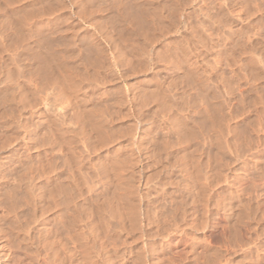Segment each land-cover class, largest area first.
<instances>
[{"label": "rangeland", "instance_id": "1", "mask_svg": "<svg viewBox=\"0 0 264 264\" xmlns=\"http://www.w3.org/2000/svg\"><path fill=\"white\" fill-rule=\"evenodd\" d=\"M134 1L129 0V2ZM140 1L141 8L147 12L142 17L139 16L140 20H137L140 25L142 22V27L137 22L135 24L127 20L105 23V14L108 11H114L111 8L101 11L104 15L100 13L103 16L101 19L99 13H96L97 16L95 14L93 17L86 15L87 18H90L89 20L87 18L85 20L84 14L81 13L83 18L76 13L71 14L69 18L64 19L63 17V21V14L60 13L59 17H56L55 23L54 20H50L49 15L44 16L45 18L42 20L36 14L33 18L34 22L30 25L25 22V27L23 24L16 23L19 16H14L18 14L14 11L12 13L11 8L9 9V6H6V2L0 0L1 46L6 38L28 37L29 35L30 38L27 39L26 46L29 43L32 47L31 37L36 36L32 28L36 30L42 23L46 32L52 31V36L60 34L61 29L64 32L66 23V26H70H67L68 29L64 33H70L76 37L78 32L79 35L75 38L79 42L74 40L77 45H72L74 51H70L71 53L61 46L63 56L75 67L71 70V73L68 68H62V70L51 67L49 69L50 74H58L57 77L61 81H58L59 84H55V86L58 85V88L55 87L57 91L55 88H47L46 94H41L40 97L37 95L40 101L38 97H35V94L34 96L31 93L33 84L38 80V75L33 74L34 77L25 76V78L17 74V66L10 60V51L0 49V64H2L0 69L4 67L5 75L3 76H6L7 81L15 82L14 85L17 84L15 94L16 97L18 96V99H15L17 102L15 101L13 110L8 112V117L7 113H3L6 103H0L2 106L4 105L3 107L0 106V112L2 113V115L0 113L2 123H0V137L3 138H0V140L6 142H4L6 145L2 144L1 148L3 150L0 148V162L8 161L7 158H11L9 167L5 168L4 165L0 167L2 168L0 169V239L4 243V253L0 252V264H135L139 261L136 259V256H138L136 253L138 252L140 256L145 258H141V261L136 264H204L201 260H206V264H209L208 261L212 262L210 264L215 262H217L215 264H264V0H218V2L217 0ZM117 2L125 3L123 5L128 4V0H117ZM108 3L109 1L104 3L106 7L109 5ZM123 5H121V8ZM12 6L15 7V5ZM69 12L73 13L72 9H69ZM154 14L157 16L155 17ZM48 17L49 19H47ZM96 18L103 20L99 21L100 24H97ZM95 19L96 25L90 21ZM44 20L45 22H43ZM57 21L59 24L55 25ZM52 25L54 26L52 27ZM29 26L32 30H29ZM59 26L63 27L59 28ZM71 26L75 29L77 27L81 29H77L79 31L76 30L77 32H75ZM138 26L143 28L144 31H138ZM50 27H52L51 30ZM54 28L57 30H54ZM84 29H87V31ZM70 30L72 31L70 32ZM84 37L86 38L84 39ZM92 37L95 41H99L97 43H101V48L105 54L104 59H101L100 62H95V64L91 62L93 65L88 60L90 59L89 56H86H91L93 52L91 46L84 45L85 41L81 42L83 39H92ZM191 42L193 45H191ZM85 44L87 43L85 42ZM42 46L44 47H41L40 51L43 54L47 49L45 45ZM33 49H36V47ZM83 57H86V59L84 60ZM64 71L65 73H62ZM12 72L13 74H11ZM59 74L64 75L59 76ZM68 75L72 78L67 79ZM69 81L76 82L72 90L71 87L74 84L71 83V87L67 86L70 83ZM64 84L65 87L70 89L65 88L67 90L64 91ZM76 86L79 87L76 88ZM60 87L64 92H61L62 95L59 94ZM53 92L60 95V97L58 98ZM151 92L152 96L148 98L147 96ZM165 93L168 94L167 97ZM64 95L65 98L61 99ZM171 97L177 101V104ZM54 98H56L57 104ZM48 99L51 100L48 101ZM90 100L91 102H89ZM160 100H163L165 108L160 104L158 105ZM64 106L65 108H63ZM77 107L79 108L78 111ZM82 108L86 109L83 110ZM180 108H183V111ZM80 113L82 115H79ZM61 114L64 116L62 120L60 119L62 118ZM5 116L6 118H4ZM13 118L15 120L18 118L16 121H19V123L10 122L8 126L3 124L7 119L9 121ZM76 118H78V121ZM199 118H203L204 123L201 122L202 125L197 122ZM140 119L144 132L139 131L138 125L136 127V123ZM54 120L57 126L54 125ZM210 126L212 129H210ZM62 128L65 132L62 131ZM8 132H10V135L12 134L11 136L8 135L10 138L6 137L9 134ZM138 136L142 140L140 139L141 142L136 145ZM153 137L158 140V144L165 142L167 149L171 150L172 154L175 153L176 157L169 155L171 158L166 159L163 147H154ZM131 138H134L135 144L130 143ZM8 141L9 143H7ZM84 143L86 147L90 145L86 148ZM122 156L127 157L129 160L122 158ZM179 156H184V158L181 157V159ZM21 158L26 159V161L30 158L32 162L30 160L28 162L30 165L32 164L31 167H34V169L32 168L33 173L39 172L38 191L41 192L34 198L31 205L22 202L11 208L5 197H3V192L5 191L4 188H7L12 181L11 177L18 171L20 165L18 163H20ZM120 159L125 160L127 166L122 163H119L118 166L117 162ZM106 162L109 165H106ZM197 162L200 163L203 170V176L199 180H197L198 176L196 175L199 174L200 165L197 168ZM49 164L51 166H48ZM172 167L176 169L173 170ZM40 170L46 172V175ZM105 170L107 171L105 172ZM115 172H122L124 175L133 177L134 186L136 187V201L137 197L139 200L143 197L142 195L147 197L135 202V205H137V209L135 206L136 212L141 217L140 229L137 228L136 230L130 225L131 220L127 216L132 207L129 205L126 191L118 187V182H116L114 176ZM181 174H187L190 194H193L191 199H194L196 203L197 201L201 202L199 201L201 199L200 184L205 187L204 192H207V194L203 193L204 204L200 203L201 206L197 203L198 206L195 204V209L198 207L197 210L192 208L189 210L190 221H193L192 225L194 226L188 229L187 233H181V236L180 232L171 233V237L167 238V241L154 239V248H146V245L145 251L143 248V242L146 238L143 236L145 220L142 219L145 205L147 204L148 210L151 211L150 214H154L155 217L156 214L162 211L166 212L162 209L170 208L173 203L171 200L181 198L182 186L179 185V180L177 181ZM66 176L67 178H65ZM71 177L74 179L76 194H79L77 195L78 199H76L77 196L75 198L78 205L76 213L74 212V216H77L73 220L75 224L72 223L71 214L65 206L51 204L50 207L45 208L47 194H42L43 199L40 195L45 193V189H52L57 182L68 184L66 182H69ZM211 177L212 179H210ZM46 178L49 179L46 180ZM54 180L57 182L54 183ZM170 181H174L173 184ZM213 182L216 184H213ZM185 191L187 190L184 189ZM105 196L110 197H107L110 203L105 202L107 200L104 199ZM97 198L98 200H95ZM237 202L240 204H237ZM109 204L112 205L111 208L115 209V213L120 214V218L122 217L125 231L120 230L121 232L118 231L119 234L111 227L112 223L108 222L109 216L106 215L108 212L110 213L107 210ZM128 208L130 209L128 210ZM120 210L121 212H119ZM192 211L196 212L193 214ZM201 211L204 212L205 216L203 217H206L205 219L199 217ZM105 213L106 215H104ZM204 214L202 213V215ZM198 218L204 222L202 225L198 224L200 220L197 223ZM195 223L198 225L196 226ZM154 224L151 225L153 229ZM91 233L96 237V241H94L95 239H93ZM91 237L96 242V246L92 245ZM140 251L147 256H144Z\"/></svg>", "mask_w": 264, "mask_h": 264}, {"label": "bare ground", "instance_id": "2", "mask_svg": "<svg viewBox=\"0 0 264 264\" xmlns=\"http://www.w3.org/2000/svg\"><path fill=\"white\" fill-rule=\"evenodd\" d=\"M107 1H109V5L106 7L105 6V4L104 3H106ZM122 1V0H121ZM132 1H134V0H132ZM145 1V0H144ZM172 1V0H171ZM187 1H189V0H187ZM3 2L5 3L6 2V6H9V9L11 8V11H12V13H13V11H14V13H17L18 15H15L14 17H16V16H19V18H18V20L16 21V23L18 22L20 25L21 24H23L24 25V23L26 22H28L29 23V25L31 24V23H33L34 21H33V18H34V16L36 15V14H38V16H40L41 18H42V20L46 17V15H49V17H51V21L52 20H54V23L56 22V17L58 16L59 17V15H60V13H62L63 14V16H62V19H63V17H64V19L65 18H69V17H71V14H76V13H78V16L80 17H83L82 15L84 14L85 15V20H86V18H87V16H89V17H93V15H95L96 13L98 14L99 13V15H101L102 13H101V11L102 10H108V9H113L114 11H108V13L107 14H105V18L104 19H106L105 21V23H108V22H110V23H116V22H118V21H132V22H137V24H139L138 23V19H139V16L140 17H142L143 16V14H146L147 12L145 11V10H143L142 8H141V1L140 0H136V1H134V2H129V0H128V4L127 5H123V4H125V3H123V4H121V2L120 3H118L117 2V0L115 1V0H3ZM125 2V1H124ZM149 2V1H148ZM174 2V1H173ZM197 2V1H196ZM217 2H218V0H217ZM170 3H172V2H170ZM186 3H189V2H186ZM186 3H184V4H186ZM211 3V2H210ZM3 4V3H2ZM123 5L122 6V8H121V5ZM144 4V3H143ZM146 4V3H145ZM183 4V3H182ZM12 5H15V7H13ZM17 5V6H16ZM105 6V8H104V6ZM195 5V4H194ZM155 6V5H154ZM182 6V5H181ZM240 6V5H239ZM4 8H5V6H4ZM84 8V9H83ZM147 8V7H146ZM145 8V9H146ZM152 8V7H151ZM217 8V7H216ZM220 8V7H219ZM69 9H72V11H73V13L71 12H69ZM148 9H149V7H148ZM158 9V8H157ZM255 9V8H254ZM155 10V9H154ZM191 10V9H190ZM213 10V9H212ZM10 11V12H11ZM61 11V12H60ZM176 11V10H175ZM262 11V10H261ZM57 12V13H56ZM59 12V13H58ZM105 12V11H104ZM107 12V11H106ZM149 12V11H148ZM152 12V11H151ZM184 12V11H183ZM191 12V11H190ZM255 12V11H254ZM257 12V11H256ZM81 13H82V15H81ZM101 13V14H100ZM158 13V12H157ZM97 14H96V16H97ZM142 14V15H141ZM195 14V13H194ZM252 14H253V12H252ZM87 15V16H86ZM98 15V16H99ZM101 15V17H100V19L101 18H103V16ZM151 15V14H150ZM155 15V14H154ZM153 15V16H154ZM174 15H175V12H174ZM182 15H183V13H182ZM45 16V17H44ZM152 16V17H153ZM157 15H155V17H156ZM197 16V15H196ZM220 16V15H219ZM49 17L47 18V19H49ZM95 17V16H94ZM146 17V16H145ZM162 17V16H161ZM203 17V16H202ZM201 17V18H202ZM227 17V16H226ZM84 18V17H83ZM98 18V17H97ZM96 18V19H97ZM154 18V17H153ZM222 18V17H221ZM232 18V17H231ZM61 19V18H60ZM64 19H63V21H64ZM88 20L90 19V18H87ZM96 19L93 21V20H90L91 21V23L92 24H95V21H96ZM100 19H97V24L99 23V21H102V20H100ZM145 19H147V18H145ZM157 19V18H156ZM196 19H198V18H196ZM206 19V18H205ZM205 19H202V20H205ZM57 20H59V19H57ZM80 20L82 21V19L80 18ZM87 20V21H88ZM140 20V19H139ZM142 20V19H141ZM144 20V19H143ZM67 21V20H66ZM65 21V22H66ZM79 21V20H78ZM147 21H149V20H147ZM39 22H41V21H39ZM43 22H45V20L43 21ZM49 22V21H48ZM65 22H64V24H65ZM77 22V21H76ZM75 22V23H76ZM139 22H141V21H139ZM144 22V21H143ZM162 22V21H161ZM2 23V22H1ZM17 23V24H18ZM27 23V24H28ZM47 23V22H46ZM46 23H44V24H46ZM53 23V22H52ZM69 23V22H68ZM72 23H73V21H72ZM71 23V24H72ZM90 23V22H89ZM155 23V22H154ZM157 23V22H156ZM219 23V22H218ZM43 24V23H42ZM41 24V26H39L38 28H36V30H34V28H32L31 29V27L29 26V30L31 29L33 32H34V34L37 36H35V37H31V39H32V47H30V45H29V43L27 44V46H26V43H27V39L28 38H30L29 37V33L27 34L28 35V37H25V36H23V37H9V38H6L5 40V42H3L2 43V46H1V44H0V49H3V51L4 50H8V51H10V60H11V62L13 63V64H16V73L17 74H19L20 76H27V77H29V78H31L32 76H33V74H37L38 75V80H37V82L36 83H32L33 84V86H32V94L35 96V97H38L37 95H39V97L41 96V94H46V89L47 88H51V89H53V88H55V87H57L58 85H56L55 86V84H59L58 83V81H61V79L59 78V77H57L58 76V74H56V73H52V74H50V68L52 67H57V69H62V68H68V71L70 70V73H71V70L75 67V66H73L72 64H70V61H67V59L65 58V56H63V52H62V49L64 48L66 51H74V49L72 50V48H74V47H72V45L73 46H75L74 44H76L77 45V42H79V41H77L75 38H77V36H79L77 33V31H79V30H77V29H81V28H79V27H77V29H75L73 26H71V27H73L74 28V30H75V32H77L76 33V37L74 36V35H72V34H70V33H64L68 28H67V26L69 27L70 25H67L66 26V24H65V26L64 27H66L64 30V32L63 31H61L60 30V32L61 33H64V34H61L60 32V34H58L57 36H52L53 34L49 31H45L46 29L45 28H43L44 26ZM49 24V23H48ZM57 24H59L58 23V21H57V23L55 24V25H57ZM100 24V23H99ZM136 24V23H135ZM230 24V23H229ZM3 25V24H2ZM26 25V24H25ZM24 25V26H25ZM35 25V24H34ZM51 25V24H50ZM49 25V26H50ZM76 25H78V24H76ZM76 25H75V27H76ZM80 25V24H79ZM96 25V24H95ZM114 25V24H113ZM140 25V24H139ZM141 25H142V22H141ZM140 25V26H141ZM175 25V24H174ZM33 26V25H32ZM54 25H52V27H53ZM107 26V25H106ZM109 26V25H108ZM117 26V25H116ZM119 26V25H118ZM143 26V25H142ZM141 26V27H142ZM155 26V25H154ZM153 26V27H154ZM172 26V25H171ZM26 27V26H25ZM48 27V26H47ZM52 27H50L49 29L51 30V28ZM58 27V26H57ZM63 27V26H62ZM62 27H60L59 26V28H62ZM96 27V26H95ZM135 27H136V25H135ZM152 27V28H153ZM198 27V26H197ZM24 28V27H23ZM73 28H72V30H73ZM227 28V27H226ZM16 29V28H15ZM27 29V28H26ZM45 29V30H44ZM98 29V28H97ZM109 29H111V28H109ZM138 31H140V32H143L144 30H143V28H140L139 26H138ZM158 29V28H157ZM191 29V28H190ZM205 29V28H204ZM232 29V28H231ZM230 29V30H231ZM53 30V29H52ZM54 30H57L56 28H54ZM72 30H70V32L72 31ZM74 30H73V32H74ZM77 30V31H76ZM85 30V29H84ZM119 30V29H118ZM135 30H136V28H135ZM161 30V29H160ZM159 30V31H160ZM163 30V29H162ZM235 30V29H234ZM81 31V30H80ZM85 31H87V29L85 30ZM129 31V30H128ZM152 31V30H151ZM165 31V30H164ZM26 32H29V31H26ZM31 32V31H30ZM57 32V31H56ZM55 32V33H56ZM75 32H74V34H75ZM100 32H101V30H100ZM109 32H111V31H109ZM155 32V31H154ZM161 32V31H160ZM199 32V31H198ZM51 33V34H50ZM58 33V32H57ZM85 33V32H84ZM83 33V34H84ZM88 33V32H87ZM107 33V32H106ZM105 33V34H106ZM118 33V32H117ZM129 33V32H128ZM192 33V32H191ZM163 34H165V33H163ZM31 35V34H30ZM33 35V34H32ZM234 35V34H233ZM83 36V35H82ZM89 36V35H88ZM106 36V35H105ZM128 36V35H127ZM160 36V35H159ZM240 36V35H239ZM111 37V36H110ZM125 37V36H124ZM248 37V36H247ZM83 38V37H82ZM81 38V39H82ZM86 37H84V39H85ZM127 38H129V37H127ZM225 38V37H224ZM239 38V37H238ZM3 39V38H2ZM80 39V40H81ZM82 40L81 42H83V41H85L87 44H85V42H84V45H89L88 47H90L91 46V51L93 50V52H92V54H91V56L90 55H86V56H89V58L90 59H88L89 61H90V63L92 62V63H94L95 64V62H100V60L101 59H104L103 58V56L105 55L104 54V52H103V49L101 48V43L99 44V43H97V42H99V41H95L94 40V38L92 37V39L90 38V39H86V40ZM226 39V38H225ZM224 39V40H225ZM245 39V38H244ZM74 40H76L75 42H74ZM97 40V39H96ZM164 40V39H163ZM169 40V39H168ZM4 41V40H3ZM89 41V42H88ZM171 41V40H170ZM181 41H183V40H181ZM30 42V41H29ZM109 42H111V41H109ZM164 42V41H163ZM166 42V41H165ZM169 42V41H168ZM235 42V41H234ZM1 43V42H0ZM114 44V43H113ZM226 44V43H225ZM29 45V46H28ZM42 45H45V48L47 49H45L46 50V54L45 53H43L42 54V52L40 51L41 49V47H44V46H42ZM191 45H193L192 44V42H191ZM263 45V44H262ZM63 48H62V47ZM113 46V45H112ZM115 46V45H114ZM176 46V45H175ZM174 46V47H175ZM238 46V45H237ZM34 47H36V49H33ZM61 47V48H60ZM71 47V48H70ZM182 47V46H181ZM187 47V46H186ZM191 47V46H190ZM85 48V47H84ZM115 48V47H114ZM129 48V47H128ZM76 49H78V48H76ZM240 49V48H239ZM254 49V48H253ZM150 50V49H149ZM245 50V49H244ZM250 50V49H249ZM2 51V52H3ZM61 51V52H60ZM78 51V50H77ZM80 51H81V49H80ZM113 51V50H112ZM134 51V50H133ZM246 51V50H245ZM1 52V53H2ZM70 52V53H71ZM119 52V51H118ZM238 52V51H237ZM236 52V53H237ZM4 53V52H3ZM75 53H77V52H75ZM216 53V52H215ZM117 54H119V53H117ZM140 54V53H139ZM241 54H243V53H241ZM82 55V54H81ZM142 55V54H141ZM193 55H195V54H193ZM236 55V54H235ZM250 55V54H249ZM2 56V55H1ZM66 56H68V55H66ZM75 56V55H74ZM77 56V55H76ZM130 56V55H129ZM73 57V56H72ZM106 57V56H105ZM123 57V56H122ZM144 57V56H143ZM176 57V56H175ZM234 57V56H233ZM88 58V57H87ZM120 58V57H119ZM118 58V59H119ZM132 58V57H131ZM157 58V57H156ZM82 59V58H81ZM83 59L85 60L86 59V57L84 58L83 57ZM107 59H108V57H107ZM117 59V60H118ZM6 60V59H5ZM87 60V61H88ZM106 60V59H105ZM125 60V59H124ZM88 61V62H89ZM116 61V60H115ZM179 61V60H178ZM207 61V60H206ZM69 62V63H68ZM85 62V61H84ZM117 62V61H116ZM189 62V61H188ZM233 62V61H232ZM253 62V61H252ZM82 63V62H81ZM91 63V64H92ZM103 63V62H102ZM127 63V62H126ZM130 63V62H129ZM209 63V62H208ZM3 64H4V62H3ZM77 64V63H76ZM100 64V63H99ZM177 64V63H176ZM2 64H0V66H1ZM93 65V64H92ZM101 65V64H100ZM111 65V64H110ZM109 65V66H110ZM4 66V65H3ZM87 66V65H86ZM2 67V66H1ZM9 67V66H8ZM88 67V66H87ZM4 67L3 68H1L0 69V103H6V107L4 108V110H3V113L4 114H6L7 113V117H8V112H11L12 110H13V107H14V105H15V101L18 99V96L16 97V94H15V88H16V85L17 84H15L14 85V83H11L10 81H7V78L5 79V77L3 76V75H5V73H4ZM12 69V68H11ZM56 69V68H55ZM83 69H84V67H83ZM192 69V68H191ZM8 70H9V68H8ZM63 70V69H62ZM75 70V69H74ZM86 70V69H85ZM195 70V69H194ZM3 71V72H2ZM14 71V70H13ZM53 71V70H52ZM55 71V70H54ZM66 71V70H65ZM65 71L64 72H62V73H65ZM67 71V72H68ZM121 71V70H120ZM8 72H10V71H8ZM15 72V71H14ZM57 72H59V71H57ZM127 72V71H126ZM193 72V71H192ZM214 72V71H213ZM61 73V72H60ZM97 73V72H96ZM123 73V72H122ZM128 73V72H127ZM201 73V72H200ZM11 74H13V72L11 73ZM55 74H56V76H55ZM68 74H69V72H68ZM81 74H82V72H81ZM87 74V73H86ZM261 74V73H260ZM60 75H64V74H59V76ZM71 75V74H70ZM79 75V74H78ZM198 75V74H197ZM86 76V75H85ZM112 76V75H111ZM3 77H4V79H3ZM34 77V76H33ZM56 77V78H55ZM69 77H71V76H69L68 75V77H67V79L69 78ZM77 77V76H76ZM80 77V76H79ZM90 77V76H89ZM99 77V76H98ZM20 78V77H19ZM26 78V77H25ZM36 78H37V76H36ZM72 78V77H71ZM75 78V77H74ZM73 78V79H74ZM86 78H87V76H86ZM113 78V77H112ZM203 78V77H202ZM206 78H208V77H206ZM60 79V80H59ZM63 79H64V77H63ZM66 79V80H67ZM75 79H77V78H75ZM118 79V78H117ZM11 80V79H10ZM69 80H72V79H69ZM82 80V79H81ZM187 80V79H186ZM233 80V79H232ZM16 81V80H15ZM63 81V80H62ZM73 81V80H72ZM75 81V80H74ZM79 81V80H78ZM111 81H113V80H111ZM19 82V81H18ZM23 82V81H22ZM70 83H69V85H67V86H70V85H72L71 83H73L74 85L71 87V90H72V88L73 87H75V83L76 82H71V81H69ZM80 83H81V81H80ZM85 83V82H84ZM90 83V82H89ZM79 84V83H78ZM82 84V83H81ZM138 84V83H137ZM142 84V83H141ZM21 85V84H20ZM62 85V84H61ZM77 85V84H76ZM139 85V84H138ZM156 85V84H155ZM160 85V84H159ZM254 85V84H253ZM15 86V87H14ZM157 86V85H156ZM62 87V86H61ZM61 87H60V90H62V91H60L59 89V92H56L57 91V89L55 88V90L56 91H54L55 93H59L60 95H62V93L61 92H63V89H61ZM79 86H76V88H78ZM86 87V86H85ZM19 88V87H18ZM58 88V87H57ZM64 91L65 90H67L68 88L67 87H65V84H64ZM65 88H67V89H65ZM138 88V87H137ZM136 88V89H137ZM70 89V88H69ZM84 89V88H83ZM93 89V88H92ZM141 89V88H140ZM143 89H145V88H143ZM202 89V88H201ZM71 90H68V91H71ZM78 90V89H77ZM142 90V89H141ZM153 90V89H152ZM161 90V89H160ZM163 90V89H162ZM84 91V90H83ZM21 92V91H20ZM53 92V93H54ZM77 92V91H76ZM75 92V93H76ZM89 92V91H88ZM144 92V91H143ZM142 92V93H143ZM217 92V91H216ZM30 93V92H29ZM54 93V94H55ZM64 93V92H63ZM69 93V92H68ZM71 93H73L72 91H71ZM78 93V92H77ZM84 93V92H83ZM139 93H140V91H139ZM204 93V92H203ZM230 93V92H229ZM31 94V95H32ZM135 94V93H134ZM182 94V93H181ZM216 94H218V93H216ZM232 94V93H231ZM33 95H32V97H33ZM52 95V94H51ZM56 95V94H55ZM54 95V96H55ZM60 95H56L58 98L60 97ZM85 95V94H84ZM145 95V94H144ZM205 95V94H204ZM27 96V95H26ZM25 96V97H26ZM43 96V95H42ZM55 96V97H56ZM67 96V95H66ZM75 96V95H74ZM150 96H152V92L151 93H149V95L147 96L148 98L150 97ZM165 96L167 97L168 96V94H166L165 93ZM177 96V95H176ZM184 96V95H183ZM31 97V98H32ZM38 97V98H39ZM46 97H48V96H46ZM53 97V96H52ZM56 97V98H57ZM65 98V95L64 96H62L61 97V99L62 98ZM68 97H69V95H68ZM77 97V96H76ZM91 97V96H90ZM140 97V96H139ZM145 97H146V95H145ZM146 97V98H147ZM164 97V96H163ZM187 97V96H186ZM209 97V96H208ZM216 97V96H215ZM220 97V96H219ZM30 98V99H31ZM42 98V97H41ZM56 98H54V100L56 99ZM58 98H57V100H58ZM70 98V97H69ZM81 98H82V96H81ZM138 98V97H137ZM165 98V97H164ZM172 98V97H171ZM213 98H214V96H213ZM217 98V97H216ZM16 99V100H15ZM33 99V98H32ZM43 99V98H42ZM45 99H47V98H45ZM51 99H53V98H51ZM51 99H48V101H50ZM60 99V100H61ZM71 99V98H70ZM78 99V98H77ZM80 99V98H79ZM85 99V98H84ZM123 99V98H122ZM36 100V99H35ZM39 101H40V98L38 99ZM37 100V101H38ZM82 100V99H81ZM172 100L174 101V102H176V104H177V101H175V99H173L172 98ZM186 100V99H185ZM226 100V99H225ZM47 101V100H46ZM61 101H63V100H61ZM70 101V100H69ZM78 101V100H77ZM163 100H160V101H158V105L160 104L161 106H163L164 107V102H162ZM17 102V101H16ZM31 102H33V101H31ZM55 102H56V100H55ZM89 102H91V100L89 101ZM154 102H155V100H154ZM179 102V101H178ZM25 103H26V101H25ZM52 103V102H51ZM58 102H56V104H57ZM140 103V102H139ZM182 103V102H181ZM17 104V103H16ZM27 104V103H26ZM30 104V103H29ZM37 104V103H36ZM50 104V103H49ZM133 104V103H132ZM225 104V103H224ZM52 105H54V104H52ZM72 105V104H71ZM144 105V104H143ZM157 105V104H156ZM226 105V104H225ZM0 106H2V104H0ZM4 106V105H3ZM2 106V107H3ZM56 106V105H55ZM161 106H160V108H161ZM169 106V105H168ZM196 106V105H195ZM16 107H17V105H16ZM28 107V106H27ZM61 107H62V105H61ZM81 107V106H80ZM84 107V106H83ZM87 107V106H86ZM136 107V106H135ZM134 107V108H135ZM149 107V106H148ZM18 108V107H17ZM60 108V107H59ZM63 108H65V106L63 107ZM78 108V107H77ZM165 108V107H164ZM185 108V107H184ZM34 109V108H33ZM57 109V108H56ZM83 109V108H82ZM81 109V110H82ZM86 109V108H85ZM85 109H83V110H85ZM98 109V108H97ZM140 109V108H139ZM155 109V108H154ZM178 109V108H177ZM181 109V108H180ZM183 109V108H182ZM181 109V110H182ZM44 110V109H43ZM57 110H59V109H57ZM62 110V109H61ZM79 110V108L77 109V111ZM80 110V111H81ZM185 110V109H184ZM201 110V109H200ZM33 111V110H32ZM79 111V112H80ZM141 111V110H140ZM152 111V110H151ZM183 111V110H182ZM206 111V110H205ZM215 111V110H214ZM165 112V111H164ZM174 112V111H173ZM204 112V111H203ZM1 113V112H0ZM90 113V112H89ZM137 113V112H136ZM150 113V112H149ZM179 113V112H178ZM182 113V112H181ZM201 113V112H200ZM3 114V115H4ZM16 114H18V113H16ZM39 114V113H38ZM57 114H59V113H57ZM63 115H64V113H62ZM62 114H61V117L62 118H60L61 120L63 119V117L64 116H62ZM91 114V113H90ZM143 114H144V112H143ZM156 114V113H155ZM166 114V113H165ZM229 114V113H228ZM1 115H2V113H1ZM79 115H82L81 113L79 114ZM78 115V117H80ZM95 115V114H94ZM93 115V116H94ZM180 115V114H179ZM202 115H204V114H202ZM59 116H60V114H59ZM92 116V115H91ZM100 116V115H99ZM3 117V116H2ZM17 117H18V115H17ZM41 117V116H40ZM68 117V116H67ZM69 117H70V115H69ZM4 118H6V116L4 117ZM11 118V117H10ZM82 118V117H81ZM87 118V117H86ZM92 118V117H91ZM158 118V117H157ZM9 119V118H8ZM7 119V120H8ZM18 118H16V120H17ZM26 119V118H25ZM59 119V120H60ZM70 119V118H69ZM68 119V120H69ZM72 119H74V118H72ZM85 119V118H84ZM89 119V118H88ZM88 119H87V121H88ZM205 119V118H204ZM4 121V120H2V121H4L3 122V124H5L6 126H8L9 125V123L11 122H13V123H15V124H17V122L19 123V121H16L14 118L13 119H11V120H9V121ZM27 120V119H26ZM35 120V119H34ZM60 120V122H62ZM76 120L78 121V118H76ZM80 120V119H79ZM96 120V119H95ZM144 120V119H143ZM147 120V119H146ZM199 121H197V122H199V123H201V122H203L204 123V121H203V118H199L198 119ZM23 121V120H22ZM75 121V120H74ZM24 122H25V120H24ZM89 122V121H88ZM91 122V121H90ZM93 122V121H92ZM97 122V121H96ZM152 122V121H151ZM0 123H1V121H0ZM46 123V122H45ZM53 123V122H52ZM56 123H58V122H56ZM64 123V122H63ZM76 123V122H75ZM141 123H142V121H141V119L139 120V121H137V123H136V127H137V125H138V128H139V131L141 130V132L143 131L144 132V130H143V128L141 127L142 125H141ZM165 123V122H164ZM203 123H201V125L203 124ZM2 124V123H1ZM1 124H0V126H1ZM50 124V123H49ZM59 124V123H58ZM62 124V123H61ZM70 124V123H69ZM182 124V123H181ZM22 127H23V125L22 124H20ZM54 125H56L55 124V120H54ZM73 125V124H72ZM81 125H82V123H81ZM92 125V124H91ZM3 126V125H2ZM26 126V125H25ZM36 127H37V125H35ZM41 126V125H40ZM57 126V125H56ZM71 126V125H70ZM129 126V125H128ZM185 126V125H184ZM199 126H200V124H199ZM61 127V126H60ZM74 127V126H73ZM72 127V128H73ZM91 127V126H90ZM120 127V126H119ZM195 127H196V125H195ZM198 127V126H197ZM6 128V127H5ZM34 128V127H33ZM42 128V127H41ZM74 128H76V127H74ZM93 128V127H92ZM11 129V128H10ZM36 129V128H35ZM94 129V128H93ZM97 129V128H96ZM210 129H212L211 128V126H210ZM12 130V129H11ZM29 130V129H28ZM55 130V129H54ZM73 130V129H72ZM76 130V129H75ZM133 130V129H132ZM160 130V129H159ZM193 131H194V129H192ZM191 130V131H192ZM16 131V130H15ZM33 131V130H32ZM62 131H64L63 130V128H62ZM71 131V130H70ZM77 131V130H76ZM81 131V130H80ZM34 132H36V131H34ZM54 132V131H53ZM65 132V131H64ZM181 132V131H180ZM9 134H7V138L9 137V136H11L10 135V132H8ZM78 133H79V131H78ZM83 133V132H82ZM152 133V132H151ZM1 134V133H0ZM14 134V133H13ZM33 134V133H32ZM58 134V133H57ZM59 134H61V133H59ZM3 135H5V134H3ZM9 135V136H8ZM63 134H61V136H62ZM80 135V134H79ZM151 135V134H150ZM196 135V134H195ZM199 135V134H198ZM201 135V134H200ZM199 135V136H200ZM249 135V134H248ZM64 136V135H63ZM159 136V135H158ZM194 136V135H193ZM25 137V136H24ZM107 137H108V135H107ZM126 137V136H125ZM130 137V136H129ZM140 136H138L137 137V139H136V145H137V143L138 142H141V137L139 138ZM157 137V136H156ZM216 137H218V136H216ZM244 137V136H243ZM0 138H2V137H0ZM10 138V137H9ZM63 138V137H62ZM66 138V137H65ZM155 137H153V142H154V144L153 145H155L154 147H156V146H158V147H163V150H164V152H165V154H166V159H168V157L169 158H171L169 155H171V156H175L176 157V155H175V153L174 154H172L170 151H169V149H167V144L164 142V143H162V142H160L161 144H158L157 143V141L158 140H155L154 139ZM3 139V138H2ZM0 140L1 141V143H0V148L2 147V144L4 145L6 142L5 141H3V140ZM34 139V138H33ZM61 139V138H60ZM107 139V138H106ZM141 139V140H140ZM158 139V138H157ZM205 139V138H204ZM242 139V138H241ZM244 139V138H243ZM35 140V139H34ZM62 140V139H61ZM87 140V139H86ZM108 140V139H107ZM140 140V141H139ZM176 140V139H175ZM3 141V142H2ZM36 141V140H35ZM38 141V140H37ZM45 141V140H44ZM64 141V140H63ZM130 143H132V144H135L134 143V138H131L130 139ZM179 141V140H178ZM185 141V140H184ZM204 141V140H203ZM245 141V140H244ZM5 142V143H4ZM11 142V141H10ZM79 142H82V141H79ZM87 142V141H86ZM90 142V141H89ZM150 142V141H149ZM218 142H219V140H218ZM243 142V141H242ZM7 143H9V141L7 142ZM41 143V142H40ZM66 143H68V142H66ZM70 143V142H69ZM78 143V142H77ZM148 143V142H147ZM194 143V142H193ZM38 144V143H37ZM43 144V143H42ZM63 144V143H62ZM74 144V143H73ZM82 144V143H81ZM104 144V143H103ZM140 145H141V143H139ZM139 144H138V146H139ZM254 144V143H253ZM6 145V144H5ZM9 145V144H8ZM36 145V144H35ZM48 145V144H47ZM61 145V144H60ZM78 145H79V143H78ZM84 145H85V143H84ZM88 145V144H87ZM90 145V144H89ZM88 145V146H89ZM123 145V144H122ZM207 145V144H206ZM239 145V144H238ZM37 146V145H36ZM35 146V147H36ZM44 146V145H43ZM87 146V147H88ZM47 147V146H46ZM85 147H86V145H85ZM86 147V148H87ZM256 147V146H255ZM4 148V147H3ZM32 148V147H31ZM60 148V147H59ZM65 148V147H64ZM80 148V147H79ZM78 148V149H79ZM90 148H91V146H90ZM89 148V149H90ZM124 148V147H123ZM168 148H170V147H168ZM196 148V147H195ZM2 149V148H1ZM81 149V148H80ZM122 149V148H121ZM3 150V149H2ZM40 150V149H39ZM162 150V151H163ZM45 151V150H44ZM80 151V150H79ZM91 151V150H90ZM119 151V150H118ZM126 151V150H125ZM176 151V150H175ZM180 151V150H179ZM193 151V150H192ZM7 152V151H6ZM33 152V151H32ZM55 152V151H54ZM160 152V151H159ZM186 152V151H185ZM193 152H195V151H193ZM240 152V151H239ZM254 152V151H253ZM97 153V152H96ZM147 153V152H146ZM162 153V152H161ZM183 153V152H182ZM215 153V152H214ZM17 154V153H16ZM23 154V153H22ZM20 155V156H23V155ZM124 154V153H123ZM145 154V153H144ZM219 154V153H218ZM253 154V153H252ZM8 155V154H7ZM10 155V154H9ZM27 156H28V154H26ZM30 155V154H29ZM214 155V154H213ZM6 156V155H5ZM26 156V157H27ZM53 156V155H52ZM117 156V155H116ZM144 156V155H143ZM186 156V155H185ZM196 156V155H195ZM46 157V156H45ZM88 157V156H87ZM145 157V156H144ZM161 157V156H160ZM164 157V158H165ZM180 157V156H179ZM182 157V156H181ZM180 157V158H181ZM47 158V157H46ZM54 158V157H53ZM100 158H101V156H100ZM99 158V159H100ZM118 158H120V157H118ZM122 158H124L123 156H122ZM127 158V157H126ZM126 158H124V159H126ZM180 158H178V159H180ZM182 158H184V156L182 157ZM181 158V159H182ZM251 158H253V157H251ZM257 158V157H256ZM8 159V161L6 160V161H3V162H0V167H2V165H4L5 166V168L6 167H9V162H11L10 160H11V158H7ZM50 159V158H49ZM128 159V158H127ZM135 159V158H134ZM174 159V158H173ZM220 159V158H219ZM241 159V158H240ZM29 160H30V158H29ZM29 160H27L26 161V159L24 160V158H21V160H20V163H18V164H20L18 167V171L13 175V177H11L12 178V181L8 184V186H7V188H4L5 189V191L3 192V194H4V196L3 197H5V200L7 201V203L9 204V206L11 207V208H13V206H15L16 204H20V203H22V202H25L26 204H30L31 205V203L34 201V198L41 192V191H38V188H39V178H40V174H39V172H35V173H33V169H34V167H31V165L29 164ZM55 160V159H54ZM57 160V159H56ZM91 160H93V159H91ZM129 160V159H128ZM136 160V159H135ZM200 160V159H199ZM1 161H2V159H1ZM14 161V160H13ZM19 161V160H18ZM31 161V160H30ZM35 161V160H34ZM111 161V160H110ZM116 161V160H115ZM114 161V162H115ZM119 161H121V162H119ZM118 162H117V165L119 166V163L121 164H126V161L125 160H119ZM173 162L175 161V160H172ZM183 161H185L184 159H183ZM193 161V160H192ZM32 162V161H31ZM134 163V162H133ZM136 163V162H135ZM134 163V164H135ZM194 163V162H193ZM192 163V164H193ZM196 163V162H195ZM194 163V164H195ZM198 164V166L196 165V167L198 168L199 167V165H200V163L199 162H197ZM211 163H213V162H211ZM214 163H216V162H214ZM8 164V165H7ZM114 164V163H113ZM116 164V163H115ZM179 164H181L180 162H179ZM186 164V163H185ZM184 164V165H185ZM217 164V163H216ZM221 164V163H220ZM55 165V164H54ZM106 165H109V164H107V162H106ZM116 165V166H117ZM183 165V164H182ZM181 165V166H182ZM191 165V164H190ZM222 165V164H221ZM48 166H51L50 164L48 165ZM116 166H115V168H116ZM126 166H127V164H126ZM155 166V165H154ZM195 166V165H194ZM105 167V166H104ZM111 167V166H110ZM113 167H114V165H113ZM113 167H112V169H113ZM145 167V166H144ZM175 167V166H174ZM174 167H172V169L174 170V169H176V168H174ZM183 167V166H182ZM213 167V166H212ZM221 167V166H220ZM220 167H219V169H220ZM224 167V166H223ZM222 167V168H223ZM248 167V166H247ZM14 168V167H13ZM33 168V169H32ZM126 168H128V167H126ZM170 168V167H169ZM177 168H178V166H177ZM180 168V167H179ZM187 168V167H186ZM215 168H216V166H215ZM253 168V167H252ZM0 169H2V168H0ZM11 170H12V167L10 168ZM37 169V168H36ZM35 169V170H36ZM42 169V168H41ZM53 169V168H52ZM109 169V168H108ZM112 169H111V171H112ZM117 169V168H116ZM115 169V170H116ZM119 169V168H118ZM124 169V168H123ZM122 169V170H123ZM147 169V168H146ZM260 169V168H259ZM258 169V170H259ZM5 170V169H4ZM103 170V169H102ZM114 170V171H115ZM120 170H121V168H120ZM157 170V169H156ZM170 170V169H169ZM239 170V169H238ZM40 171H43V170H40ZM47 171H48V169H47ZM66 171V170H65ZM107 170H105V172H106ZM117 171V170H116ZM211 171V170H210ZM50 172L52 173V170H51V168H50ZM49 172V173H50ZM73 172V171H72ZM170 172V171H169ZM196 172V171H195ZM199 174L198 175H196V173H195V175L196 176H198L197 178V180H199V179H201L202 178V176H203V170L201 169V165H200V168H199ZM211 172H213V171H211ZM251 172V171H250ZM41 173V172H40ZM42 173H45L44 175H46V172H42ZM103 173H104V171H103ZM110 173V172H109ZM122 173V172H121ZM120 172H115V177H116V182H118V187H119V189H124L125 191H126V194H127V196L126 197H128V200H129V202H130V204L129 205H131L130 207H132L131 209L130 208H128V210L130 209V212H128L129 213V217L127 216V218L129 219L130 218V220H131V227L132 228H134V229H136L137 230V228H139L140 229V220H141V217L138 215V213L136 212V209H137V205H135V202H139L143 197H145V198H147L146 196H144V195H142L143 197H139L140 199L138 200V197H137V201H136V194H135V192H136V187L134 186V182H133V177L132 176H130V175H124V173H122L121 174ZM138 173V172H137ZM153 173H155V172H153ZM194 173V172H193ZM210 173V172H209ZM215 173V172H214ZM218 173H220V172H218ZM254 173V172H253ZM3 174V173H2ZM172 174H174V173H172ZM212 174V173H211ZM221 174H222V172H221ZM105 175H106V173H105ZM137 175V174H136ZM154 175V174H153ZM179 175V174H178ZM187 175V174H186ZM186 175H184V174H181L180 175V178L178 177L177 178V181H178V183H179V185L180 186H182V189H181V198H179L178 200H171L173 203L171 204V207L170 208H166V209H162V210H165L166 212H161V213H159V214H156V217L155 216H153L154 214H150L151 213V211H149L148 210V207H147V204L145 205L146 207H145V212L143 211V214H142V219L143 220H145L144 222H145V227H143V230H144V234H143V236L144 237H146L145 238V242H143L144 244H143V248L145 249V247H146V245H147V247L146 248H148V247H151V248H154V243H153V241H154V239L156 240V238H158V239H161L160 241H162V240H168L167 238H169V237H171V233H173V232H180V236H181V233H187V230L188 229H190V228H192L194 225H192V223H193V221H190V208H192V209H195L196 208V205L195 204H197V203H199L198 201H197V203L194 201V199H191V198H193V197H191L193 194H190V189H189V187H188V183H189V178L186 176ZM81 176V175H80ZM158 176V175H157ZM219 177H220V175H218ZM43 177V176H42ZM106 177V176H105ZM150 177V176H149ZM175 177H177V176H175ZM204 177H205V175H204ZM216 177V176H215ZM7 178V177H6ZM64 178V177H63ZM65 178H67V176L65 177ZM107 178V177H106ZM136 178V177H135ZM145 178V177H144ZM151 178V177H150ZM153 178V177H152ZM218 178V177H217ZM216 178V179H217ZM49 178H46V180H48ZM210 179H212V177L210 178ZM218 179H220V178H218ZM217 179V180H218ZM227 179V178H226ZM9 180V179H8ZM44 180V179H43ZM57 180V179H56ZM195 180V179H194ZM52 181V180H51ZM55 181V180H54ZM60 181V180H59ZM97 181V180H96ZM144 181H146V180H144ZM143 181V182H144ZM222 181V180H221ZM57 181H55L54 183H56ZM101 182V181H100ZM109 182V181H108ZM112 182V181H111ZM171 182V181H170ZM172 182H174V181H172ZM171 182V183H172ZM53 182H52V184H54ZM66 183H68V184H63V183H59V182H57L56 183V185L53 187V188H55L54 189V191H53V188L51 189V188H49V186H48V188L49 189H45V193H41L40 195H41V198L43 199V195L42 194H47L46 195V198H45V204H44V207L45 208H48V207H50L51 206V204H54L55 206H65V208L69 211V213L71 214V221H72V223H74V219L77 217H75L74 216V212L76 211V207L78 206L76 203V201H75V198H76V196L77 195H79V194H76V190H75V184H74V179L71 177V179L69 180V182H66ZM98 183V182H97ZM228 183V182H227ZM110 184V183H109ZM145 184H146V182H145ZM144 184V185H145ZM173 184V183H172ZM205 184V183H204ZM209 184H210V182H209ZM213 184H216V183H214L213 182ZM238 184V183H237ZM106 185V184H105ZM137 185V184H136ZM231 185H233V184H231ZM3 186V185H2ZM45 186V185H44ZM82 186V185H81ZM84 186V185H83ZM102 186H104V185H102ZM117 186V185H116ZM200 189H199V193L201 194V199L198 197V200L199 201H201L200 203H202V205L204 204L203 202V193H205L204 191V189H205V187L202 185V184H200ZM211 186V185H210ZM253 186V185H252ZM258 186V185H257ZM204 187V188H203ZM255 187V186H254ZM113 188V187H112ZM161 188V187H160ZM207 188V187H206ZM219 188V187H218ZM44 189V188H43ZM116 189V188H115ZM184 189L185 190H187V191H185L184 192ZM40 190V189H39ZM123 190V191H124ZM174 190V189H173ZM201 190V191H200ZM43 191V190H42ZM53 191V192H52ZM160 191V190H159ZM203 191V192H202ZM55 192V193H54ZM119 192V191H118ZM121 192V191H120ZM202 192V193H201ZM253 192V191H252ZM251 192V193H252ZM109 193H110V191H109ZM111 193H113V192H111ZM115 193V192H114ZM125 193V192H124ZM213 193V192H212ZM233 193V192H232ZM143 194V193H142ZM205 194H207V192L205 193ZM39 195V196H40ZM114 195V194H113ZM112 195V196H113ZM161 196H162V194H160ZM242 195V194H241ZM247 195V194H246ZM253 195L255 196V194L253 193ZM260 195V194H259ZM262 195V194H261ZM2 196V195H1ZM159 196V195H158ZM169 196V195H168ZM219 196H221L220 194H219ZM239 196V195H238ZM80 197V196H79ZM106 198H104L106 201L105 202H109L110 203V201H109V199L107 198V197H109V196H105ZM212 197V196H211ZM241 197V196H240ZM250 197V196H249ZM253 197V196H252ZM101 198V197H100ZM110 198V197H109ZM144 198V199H145ZM205 198V197H204ZM210 198V197H209ZM217 198V197H216ZM1 199H2V197H1ZM76 199H78V196H77V198ZM113 199V198H112ZM122 199V198H121ZM95 200H98V198L97 199H95ZM122 200H124V199H122ZM160 200V199H159ZM120 201V200H119ZM146 201H147V199H146ZM149 201V200H148ZM225 201V200H224ZM252 201V200H251ZM250 201V202H251ZM5 202V201H4ZM35 202H37L36 200H35ZM115 202V201H114ZM219 202V201H218ZM199 203V204H200ZM239 202H237V204H238ZM174 204V205H173ZM240 204V203H239ZM33 205V204H32ZM81 205V204H80ZM85 205V204H84ZM126 205V204H125ZM129 205H128V207H129ZM144 205V204H143ZM201 205V204H200ZM199 205V206H200ZM201 205V206H202ZM212 205V204H211ZM219 205V204H218ZM235 205V204H234ZM243 205V204H242ZM6 206V205H5ZM112 206V205H111ZM111 206H110V204H109V207H108V211H110V213L108 212L107 213V215H106V213L104 214V215H106V216H109V220H108V222L110 223H112L111 224V227L114 229V230H116V232H118V231H120V230H122V231H125L124 229H125V227H124V223H123V221L121 220L122 219V217L120 218L119 217V215H117L115 212L116 211H114L115 209H113V208H111ZM135 206H136V209H135ZM162 206V205H161ZM197 206H198V204H197ZM106 207V206H105ZM234 207V206H233ZM239 207V206H238ZM244 207V206H243ZM246 207V206H245ZM244 207V208H245ZM32 209H33V207H31ZM126 208V207H125ZM161 208V207H160ZM243 208V209H244ZM49 209H51V208H49ZM59 209V208H58ZM81 209H82V207H81ZM197 209H198V207H197ZM197 209H195V210H197ZM203 209V208H202ZM201 209V210H202ZM233 209V208H232ZM240 209V208H239ZM242 209V208H241ZM8 210V209H7ZM10 210V209H9ZM83 210V209H82ZM119 210V209H118ZM123 210V209H122ZM127 210V211H128ZM244 210H246V209H244ZM244 210H242V211H244ZM41 211V210H40ZM96 211V210H95ZM199 211V210H198ZM197 211V212H198ZM239 211V210H238ZM33 212V211H32ZM119 212H121V210L119 211ZM193 212V211H192ZM194 212H196V211H194ZM194 212H193V214H194ZM225 212V211H224ZM230 212V211H229ZM2 213V212H1ZM76 213V212H75ZM127 213V214H128ZM202 213L204 214V212H200V218H204L203 216H205V214L204 215H202ZM241 213V212H240ZM246 213V212H245ZM250 213V212H249ZM123 214H125V213H123ZM251 214H252V211H251ZM102 215V214H101ZM141 215V214H140ZM152 215V216H151ZM197 216L199 215V214H196ZM209 215V214H208ZM254 215V214H253ZM195 216V215H194ZM75 217V218H74ZM196 217V216H195ZM238 217V216H237ZM9 218V217H8ZM124 218V217H123ZM193 218V217H192ZM206 218V217H205ZM204 218V219H205ZM253 218V217H252ZM103 219V218H102ZM105 219H106V217H105ZM195 219H197V218H195ZM83 220H84V218H83ZM193 220V219H192ZM200 219L198 218V220H197V223H198V221H199ZM254 220V219H253ZM79 221V220H78ZM81 221V220H80ZM107 221V220H106ZM196 221V220H195ZM238 221V220H237ZM247 221V220H246ZM28 222V221H27ZM208 222V221H207ZM155 223V224H154ZM204 222L202 221V220H200L199 221V223L198 224H203ZM31 224V223H30ZM75 224V223H74ZM127 224V223H126ZM152 224H154V229H153V225ZM197 224V225H198ZM37 225V224H36ZM152 225V226H151ZM195 225H196V223H195ZM196 225V226H197ZM200 225V226H201ZM205 225V224H204ZM231 225V224H230ZM64 226V225H63ZM181 226V227H180ZM209 226V225H208ZM45 227V226H44ZM76 227V226H75ZM199 227V226H198ZM233 227V226H232ZM195 229V228H194ZM248 229H249V227H248ZM1 230V229H0ZM87 231V230H86ZM192 231V230H191ZM201 231V230H200ZM249 231V230H248ZM88 232V231H87ZM90 232V231H89ZM121 232V231H120ZM120 232H118V234L120 233ZM133 232V231H132ZM140 232V231H139ZM189 232V231H188ZM7 234V233H6ZM92 234V233H91ZM190 234H192V233H190ZM177 235V234H176ZM138 236V235H137ZM137 236H136V239H137ZM92 237H93V239H95L96 237L94 236V234H92ZM92 237H91V241H92V245L93 246H96L97 244H95L96 242H94V241H96V239L93 241V239H92ZM121 237V236H120ZM256 237V236H255ZM125 238V237H124ZM134 238V237H133ZM184 238V237H183ZM245 239V238H244ZM122 240V239H121ZM138 240V239H137ZM186 240V239H185ZM26 241V240H25ZM134 241V240H133ZM22 242V241H21ZM31 242V241H30ZM97 242H98V240H97ZM151 242V243H150ZM177 242V241H176ZM54 243H55V241H54ZM118 243V242H117ZM130 243V242H129ZM160 243V242H159ZM253 243V242H252ZM162 244V243H161ZM163 244H165V243H163ZM167 244V243H166ZM33 245V244H32ZM99 245V244H98ZM133 245V244H132ZM131 245V246H132ZM139 245V244H138ZM141 245V244H140ZM172 245V244H171ZM55 246H57V245H55ZM60 246V245H59ZM88 246V245H87ZM157 246V245H156ZM191 246V245H190ZM230 246V245H229ZM160 247H161V245H160ZM159 247V248H160ZM163 247V246H162ZM112 248V247H111ZM117 248V247H116ZM158 248V247H157ZM17 249V248H16ZM56 249V248H55ZM61 249V248H60ZM59 249V250H60ZM127 249V248H126ZM3 250H4V243H3V240L2 239H0V252H2V254L4 253L3 252ZM57 250V249H56ZM124 250V249H123ZM142 250V249H141ZM150 250V249H149ZM149 250H147V252H149ZM158 250V249H157ZM200 250H202V249H200ZM244 250V249H243ZM145 251H146V249H145ZM152 251V250H151ZM150 251V252H151ZM190 251H192V250H190ZM214 251V250H213ZM57 252V251H56ZM59 252V251H58ZM62 252V251H61ZM120 252V251H119ZM132 252V251H131ZM141 252V251H140ZM146 252V253H147ZM153 252H155V251H153ZM157 252V251H156ZM189 252V251H188ZM95 253V252H94ZM93 253V254H94ZM117 253V252H116ZM142 253V252H141ZM152 253V252H151ZM191 253V252H190ZM200 253V252H199ZM202 253V252H201ZM200 253V254H201ZM215 253H217V252H215ZM1 254V253H0ZM132 254V253H131ZM130 254V255H131ZM140 253L138 252V253H136V255H138V256H136V259L137 260H139V261H141V258H145V257H143V256H140L139 255ZM142 254H144V253H142ZM154 254V253H153ZM159 254V253H158ZM205 254V253H204ZM208 254V253H207ZM105 255H107V254H105ZM146 254H144V256H145ZM198 255V254H197ZM2 256V255H1ZM95 256V255H94ZM147 256V255H146ZM153 256V255H152ZM196 256V255H195ZM208 256V255H207ZM213 256V255H212ZM217 256V255H216ZM102 257V256H101ZM159 257V256H158ZM203 257V256H202ZM210 257V256H209ZM9 258V257H8ZM109 258V257H108ZM156 258V257H155ZM173 258V257H172ZM191 258V257H190ZM204 258H205V255H204ZM211 258V257H210ZM214 258V257H213ZM218 258V257H217ZM193 259V258H192ZM198 259V258H197ZM203 259V258H202ZM194 260V259H193ZM223 260V259H222ZM28 261V260H27ZM62 261V260H61ZM87 261V260H86ZM90 261V260H89ZM139 261H137L136 263H138ZM198 261V260H197ZM200 261V260H199ZM202 261V263L204 262V264H206V260L204 261V260H201ZM215 261H219V260H215ZM60 262V261H59ZM118 262V261H117ZM122 262H123V259H122ZM223 262V261H222ZM229 262H230V260H229ZM124 263V262H123ZM135 263V264H136ZM208 263L210 264V263H212V262H209L208 261ZM215 263H217V262H215ZM214 263V264H215ZM225 263H226V261H225ZM243 263V262H242ZM109 264V263H108ZM140 264V263H139ZM151 264V263H150ZM168 264V263H167ZM197 264H199V263H197ZM244 264V263H243ZM250 264V263H249Z\"/></svg>", "mask_w": 264, "mask_h": 264}]
</instances>
